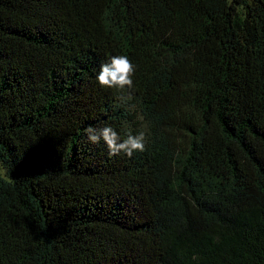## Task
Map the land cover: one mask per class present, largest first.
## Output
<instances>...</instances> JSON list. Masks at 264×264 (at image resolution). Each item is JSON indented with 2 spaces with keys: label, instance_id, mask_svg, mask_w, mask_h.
Returning <instances> with one entry per match:
<instances>
[{
  "label": "trees",
  "instance_id": "trees-1",
  "mask_svg": "<svg viewBox=\"0 0 264 264\" xmlns=\"http://www.w3.org/2000/svg\"><path fill=\"white\" fill-rule=\"evenodd\" d=\"M0 264H264V0H0Z\"/></svg>",
  "mask_w": 264,
  "mask_h": 264
},
{
  "label": "clouds",
  "instance_id": "clouds-1",
  "mask_svg": "<svg viewBox=\"0 0 264 264\" xmlns=\"http://www.w3.org/2000/svg\"><path fill=\"white\" fill-rule=\"evenodd\" d=\"M135 73V66L126 55H113L100 66L96 79L98 83L106 88L132 89V76ZM88 139L92 143H98L102 138L108 146L109 156L125 153L129 158L136 151L145 150V134L140 132L139 135L129 134L127 138L121 141L117 132L110 126H105L97 130L89 127L86 129Z\"/></svg>",
  "mask_w": 264,
  "mask_h": 264
}]
</instances>
